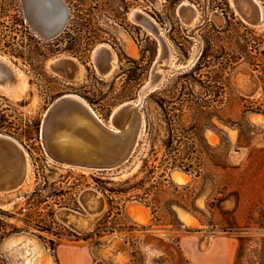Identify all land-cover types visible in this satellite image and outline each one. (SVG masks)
Wrapping results in <instances>:
<instances>
[{"label": "rangeland", "instance_id": "obj_1", "mask_svg": "<svg viewBox=\"0 0 264 264\" xmlns=\"http://www.w3.org/2000/svg\"><path fill=\"white\" fill-rule=\"evenodd\" d=\"M64 1L70 9L65 30L44 40L27 21L23 0H0V56L28 84L19 98L0 90V134L21 144L31 166L19 186L0 190V264H27L31 246L7 248L17 236L31 237L50 264H62L71 249L91 264H160L146 251L145 236L152 230L178 244L197 232L186 228L185 211L205 231L198 247L204 240L207 249L211 236L225 234L239 242L234 264H264V123L256 120L264 119V23L246 22L231 0ZM186 2L197 8L194 24L178 14ZM137 9L158 24L172 52L171 64L159 66L164 78L142 98L145 125L137 146L111 169L67 165L40 138L44 114L74 94L111 126L117 107L139 102L160 46L131 19ZM101 44L117 55L109 76L93 60ZM60 57L76 61L81 72L52 69ZM175 171L194 181L178 184ZM92 194L103 203L96 213L84 203ZM137 206L146 209L148 223L136 219ZM121 239L131 255L124 263L110 253L112 245L124 246Z\"/></svg>", "mask_w": 264, "mask_h": 264}, {"label": "bare ground", "instance_id": "obj_2", "mask_svg": "<svg viewBox=\"0 0 264 264\" xmlns=\"http://www.w3.org/2000/svg\"><path fill=\"white\" fill-rule=\"evenodd\" d=\"M255 1L260 7V11H261V20L257 22H255L257 20L256 7L253 3H251L248 0H236V1L231 0V3L234 6L237 13L246 22H248L251 25L256 24L257 26L258 25L260 26L261 24L263 25L264 23V9L260 5L258 0ZM23 3L25 8L26 19L33 26V29L35 30L37 35L48 36L51 32L55 30H59L63 25L64 23V19L62 15L63 8L60 7L59 5L64 4L67 7V4L64 2V0H23ZM178 11H179L178 14L180 13L183 16L182 17L183 20L186 21L188 24H194V22L197 19V16L199 15L197 8L187 2L183 3L179 7ZM131 19L134 20L136 23L141 24L146 29H148L150 34L157 38L160 46L158 58L151 72L150 79L141 89L139 102L138 103L127 102L117 107L110 116L111 126H107L103 122V120L97 115V113L92 109V107L83 98L74 94L63 96L64 98L77 100L80 103H82L84 106L88 108L91 114L97 119V121L106 131H108L109 133L121 134L123 135L125 140L128 139L129 136H131L136 129L134 128V125L133 123L130 122V120L137 113L140 118L137 138H140L141 131L145 125L143 117L139 111L142 98L146 96L148 90L151 89V87L154 84L159 83L164 78L163 75L164 73L160 71L161 69L159 70V66L163 64H167V65L171 64V58H172V52L169 42H167L161 28L154 20H152L146 13H144L142 10L139 9L131 13ZM184 21L183 23H185ZM131 43L132 42H129L128 44V48H129L128 50L131 55L135 56L137 53L134 47L135 45ZM92 53H93L92 56L95 66L96 69L99 71V74L101 73L104 76H109L115 71L116 63H117V55L107 44H101L96 46ZM49 66L52 69L58 71L60 70L66 71V73L67 70H69V68L72 69L74 74L81 72V66L76 61L72 60L69 57L57 58L51 61ZM16 68L14 67V65H12V63L8 59H6V57L0 56V90L15 98H19L21 94L23 95V92L26 91L28 84H27L26 76ZM124 107H128V108L122 114V119H121L123 122L122 125L125 127L121 129L116 126L114 120L116 119L115 117L117 113H119V111ZM75 115L76 117L73 122L72 121L60 122L55 127H53L51 129V132L48 134L45 128L46 124L43 121L41 128V139L43 140V143L47 149L48 148L53 149L58 154L64 156V158L70 159L73 162H78V164L88 165L98 160L97 158L99 156V153L110 152V148H109L110 142L108 140L109 138L107 136L103 137V135L100 132V129L86 115H84L83 113L81 114L80 112H76ZM256 120L258 122L264 123L263 118H257ZM0 138H5L12 141L19 147V149L23 153V160L22 158L17 159L12 157L13 153H11L7 157L0 156V190H2V188H4L5 186H6V190L11 189L12 187L14 189V187L19 186L29 176L31 170L30 162L24 148L15 139L2 134H0ZM210 140L211 142H213L212 137H210ZM138 141L136 140L135 147L137 146ZM1 149H6V148H1ZM8 157H10V159ZM18 174L20 175L18 176ZM187 176L188 175L179 171L173 172L172 175L173 179L180 185H183L187 182L188 180ZM101 202L102 199L100 200L99 198H97V195L95 194H92L91 196L84 198V203L87 206L86 208L90 209V213H96L98 211L97 209L99 208V204ZM102 204H100V206ZM138 207L136 209H138ZM141 210L138 211L140 212ZM141 213L139 215L137 214L138 216L135 217L140 223L144 224L146 222L145 221L146 219H144V216L142 214L145 215V213L144 212L142 214ZM180 215L182 220L187 225L188 224L190 225L192 223V221H190V219L187 218V216H184L183 213H181ZM146 217L148 216H145V218ZM153 237L156 238L159 236L156 235V237L155 236ZM153 237L150 236L147 240L145 239L144 247L146 248V251L150 253L154 252L152 254H156V255L157 253L163 254V251L166 250L165 245L167 246L170 243V241L168 244H166V242H164L163 244L162 242L160 243V246H158V243L154 244L155 239ZM31 239H32L31 237H27V236L14 237L13 239H11L10 242L7 243V248L9 250L10 249L15 250V249H19L23 245L31 246L33 250H30L31 254L29 257H27L28 258L27 264H50L51 263L50 259L46 255L42 247H39L37 243H34L35 241L31 242ZM170 247H171L170 250L174 251L176 258L178 260H182L183 254H181L180 250L177 249L175 245ZM35 252H37V255L33 257V253ZM101 252L106 253L102 250ZM113 255L114 254H112V256ZM171 262H173V260ZM172 264H174V262Z\"/></svg>", "mask_w": 264, "mask_h": 264}, {"label": "water", "instance_id": "obj_3", "mask_svg": "<svg viewBox=\"0 0 264 264\" xmlns=\"http://www.w3.org/2000/svg\"><path fill=\"white\" fill-rule=\"evenodd\" d=\"M248 1L253 3L256 7L257 20L255 22L260 21L261 20L260 7L258 6L255 0H248ZM59 6L63 8L62 15H63L64 23L59 30H55L51 32L48 36H40L44 40H52V39L57 38L65 30L69 22L70 14H69L68 8L64 4H61ZM157 84H154L151 87V89L148 90L147 94L149 93V91L153 90L157 86ZM127 108L128 107H124L123 109H121L119 113H117L115 117L116 119L114 120L116 126L121 129L125 127L122 125L123 122L121 119H122V114L127 110ZM76 112H80L81 114L83 113L84 115H86L100 129V132L103 135V137L107 136L109 138L108 140L110 142V146H109L110 152L99 153V156L97 158L98 160L86 165V164H78V162H73L70 159H66L64 158V156L58 154L53 149L48 148L47 151L53 156H55L57 159H59L60 161H63L65 164H68V165H81V166H86L90 168L106 170V169H111L116 166H119L120 164L125 162L134 152L136 140L138 141L139 139L137 138V134L139 131L138 130L139 120H140L138 113L134 115L130 120V122L133 123L134 128L136 129L134 133H132V135L129 136V138L125 140L123 135L121 134L109 133L108 131H106L101 126V124L97 121V119L91 114L88 108L84 106L82 103H80L77 100L67 99L64 97L53 102L44 114L42 124L44 121L46 124L45 128L47 130V134L50 133L51 129L55 127L57 124H59L60 122H63V121L73 122L76 117L75 115ZM40 138H41V132H40ZM1 148H6V149H1ZM7 148H9L10 150ZM11 153H13L12 157L17 158V159L22 158L23 160V153L15 143H13L12 141L8 139L0 138V156L7 157ZM8 158L10 159V157ZM19 175L20 174H18V176ZM2 190H6V186L2 188Z\"/></svg>", "mask_w": 264, "mask_h": 264}, {"label": "crops", "instance_id": "obj_4", "mask_svg": "<svg viewBox=\"0 0 264 264\" xmlns=\"http://www.w3.org/2000/svg\"><path fill=\"white\" fill-rule=\"evenodd\" d=\"M181 172V171H179ZM184 173V172H182ZM186 174V173H184ZM188 175V174H186ZM188 180L185 184H189L192 183L194 180L193 178L188 175ZM184 185V184H183ZM138 207V206H137ZM137 207H135V216L137 217L141 212L145 213L142 214L144 216V219H146L145 223H148L150 221V217L149 214L147 213L146 209H142V207H138V209H136ZM142 209V210H141ZM138 210H141L140 212ZM139 212V213H137ZM138 215H137V214ZM184 216H187V218L190 219V221H192V223L189 225H187L186 223V228L188 227L191 230H197V232L195 231L194 233H190V236H185L181 242H178V244H180V247L178 246V244H172L171 242L169 243L168 239H165L163 234H159L154 231H148V235L147 238L145 236V239L147 240L150 236H155L158 235L159 237L154 238L155 242L154 244L158 243V246H160V243L166 242V244H168L167 246L165 245L166 250L163 251V254L160 255H156L159 256V259L157 258L156 260H154L156 263L160 264H172L174 262L179 264H234L235 262V257H236V252H237V248L239 246V242L236 238L232 237V236H228L225 234H218L215 233L213 236L210 237V241L208 242V248L204 249L202 246L204 244V240L202 242H200L199 247L196 245L197 241H200V239L202 240V236L205 237V231L199 230V228H197V224H199V220L193 216L192 214H190L189 212H183ZM145 216H148L145 218ZM148 218V220H147ZM143 224V223H142ZM161 237V238H160ZM160 238V239H159ZM187 238V239H186ZM165 239V240H164ZM157 240V241H156ZM121 241L123 242V245L120 243L119 245H112L111 246V253L114 254L113 258L115 259V261L121 263V262H125L127 260H129L131 258V255L127 249V244L125 243V241L123 239H121ZM168 241V242H167ZM175 245L177 247V249L180 250L181 254H183V259L182 260H178L176 258V255L174 253V251L170 250L171 247L170 246ZM172 251V252H171ZM114 252V253H113ZM183 252V253H182ZM166 254V255H164ZM116 255V256H115ZM164 255V256H162ZM173 256V257H172ZM162 257V258H161ZM169 258V259H168ZM174 258V259H173ZM168 259V260H166ZM170 260V261H169ZM173 260V262H171ZM178 261V262H176ZM183 261V262H182ZM61 263L62 264H91V261L85 257L84 253L82 251H78L75 249H71V250H67L63 253L62 258H61Z\"/></svg>", "mask_w": 264, "mask_h": 264}, {"label": "trees", "instance_id": "obj_5", "mask_svg": "<svg viewBox=\"0 0 264 264\" xmlns=\"http://www.w3.org/2000/svg\"><path fill=\"white\" fill-rule=\"evenodd\" d=\"M40 229H42V231H50L51 229L49 227H40Z\"/></svg>", "mask_w": 264, "mask_h": 264}, {"label": "flooded vegetation", "instance_id": "obj_6", "mask_svg": "<svg viewBox=\"0 0 264 264\" xmlns=\"http://www.w3.org/2000/svg\"><path fill=\"white\" fill-rule=\"evenodd\" d=\"M65 2V1H64ZM66 3V2H65ZM68 7V6H67ZM68 9H69V7H68ZM69 14H70V9H69Z\"/></svg>", "mask_w": 264, "mask_h": 264}]
</instances>
